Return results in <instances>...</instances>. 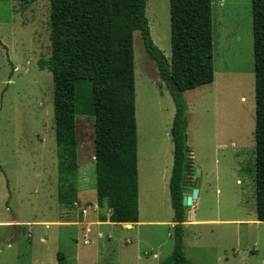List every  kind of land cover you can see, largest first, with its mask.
<instances>
[{
	"label": "rangeland",
	"instance_id": "obj_1",
	"mask_svg": "<svg viewBox=\"0 0 264 264\" xmlns=\"http://www.w3.org/2000/svg\"><path fill=\"white\" fill-rule=\"evenodd\" d=\"M224 1L225 45L214 54L216 80L199 88L196 99L186 98L185 140L203 173L195 177L194 169V187L201 190L196 219L251 220L256 218L251 0ZM145 17L153 43L170 58L169 0H147ZM50 54L49 0L27 6L0 0V264H59L58 252L65 264H167L174 247L168 185L175 107L140 34L133 36L139 218L132 227L97 222L107 212L96 205L89 101L78 106L84 111L77 116L78 200L68 207L57 203L52 78L39 68ZM183 250L191 264H264V224L187 223Z\"/></svg>",
	"mask_w": 264,
	"mask_h": 264
},
{
	"label": "trees",
	"instance_id": "obj_2",
	"mask_svg": "<svg viewBox=\"0 0 264 264\" xmlns=\"http://www.w3.org/2000/svg\"><path fill=\"white\" fill-rule=\"evenodd\" d=\"M13 1L27 6L33 0ZM146 5L147 0H49L51 54L49 60L39 62V68L52 78L57 203L68 207L78 200V106L85 108L89 101L96 205L107 212L98 222L138 223L133 57V36L138 32L148 58L156 66L160 86L167 87L175 107L168 185L174 247L167 264H191L183 250L182 187L192 174V163L184 139L187 106L182 95L214 80L211 0H169V59L151 39ZM251 15L255 212L256 221L264 223V0H251ZM56 258L59 264H65L63 253L58 252Z\"/></svg>",
	"mask_w": 264,
	"mask_h": 264
},
{
	"label": "crops",
	"instance_id": "obj_3",
	"mask_svg": "<svg viewBox=\"0 0 264 264\" xmlns=\"http://www.w3.org/2000/svg\"><path fill=\"white\" fill-rule=\"evenodd\" d=\"M223 2L225 3L224 0H211V19H212V56H213V74H214V80L211 84L209 85H212L214 84L215 80H216V69L214 70V67L216 68L215 66V60H216V57L214 59V54L216 55V52L219 50H223L222 48H224V41L222 40L221 38V32L223 33L222 31V13H223ZM238 39V38H237ZM169 59V58H168ZM207 86V85H205ZM204 87V86H202ZM199 88L201 87H198L196 89H192V90H188V91H185L183 93V99L185 101V104L187 105V100L186 98H190V97H193L194 99L195 98V94L196 92L199 91ZM192 99V98H191ZM187 102V103H186ZM186 119H187V128L189 126V110H188V107H187V111H186ZM171 137V136H170ZM136 139H137V126H136ZM186 141V140H185ZM255 144V143H254ZM187 146V145H186ZM252 158H253V154H251ZM190 160H191V163H192V174L187 177V180L185 181V186L189 187L190 190H193L197 187H194V183H195V179H194V169L197 168V166L195 165V163H193V155H192V152L190 151ZM254 166H255V151H254ZM197 170H199V176H202V168H197ZM137 171H138V168H137ZM254 188H255V175H254ZM200 194H201V190L198 189L197 190V197L196 199H194L192 201V205L190 207L189 210L187 211H184V215H185V223L183 224L186 225L187 223L189 224H193V225H209V224H218V223H233L235 225H244L245 227H257L261 224H264V223H260V222H257L256 221V218L255 219H251V220H227V221H220V220H210V219H196V214H195V210L196 208L200 205V202H201V197H200ZM183 195V193H182ZM138 199H139V183H138ZM95 206V205H94ZM255 206H256V195H255ZM190 212H191V216H190ZM83 213H86V211H84ZM188 214H189V217H188ZM255 216H256V212H255ZM138 218H139V205H138ZM190 218V221L187 222V219ZM98 222V221H97ZM110 225H115V224H111V223H108ZM135 224H122V226L126 227V226H129V227H132L134 226ZM172 225L174 226V224L172 223ZM245 236L250 237V232H249V228H247V231L244 233ZM64 255V254H63Z\"/></svg>",
	"mask_w": 264,
	"mask_h": 264
},
{
	"label": "water",
	"instance_id": "obj_4",
	"mask_svg": "<svg viewBox=\"0 0 264 264\" xmlns=\"http://www.w3.org/2000/svg\"><path fill=\"white\" fill-rule=\"evenodd\" d=\"M184 139H185V136H184ZM198 176H199V170L195 169V177H198ZM184 185L182 187V193H183L182 208H183V211H187L190 209L192 205V201L196 199L197 197V190L196 189L190 190L189 187L184 186Z\"/></svg>",
	"mask_w": 264,
	"mask_h": 264
},
{
	"label": "flooded vegetation",
	"instance_id": "obj_5",
	"mask_svg": "<svg viewBox=\"0 0 264 264\" xmlns=\"http://www.w3.org/2000/svg\"><path fill=\"white\" fill-rule=\"evenodd\" d=\"M185 186V185H184Z\"/></svg>",
	"mask_w": 264,
	"mask_h": 264
}]
</instances>
